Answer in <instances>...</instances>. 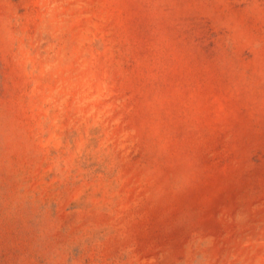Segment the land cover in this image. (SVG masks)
I'll use <instances>...</instances> for the list:
<instances>
[{
  "label": "rangeland",
  "instance_id": "rangeland-1",
  "mask_svg": "<svg viewBox=\"0 0 264 264\" xmlns=\"http://www.w3.org/2000/svg\"><path fill=\"white\" fill-rule=\"evenodd\" d=\"M0 264H264V0H0Z\"/></svg>",
  "mask_w": 264,
  "mask_h": 264
}]
</instances>
